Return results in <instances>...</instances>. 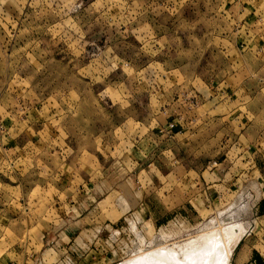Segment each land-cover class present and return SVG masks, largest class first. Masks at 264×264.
Segmentation results:
<instances>
[{
    "label": "rangeland",
    "instance_id": "1",
    "mask_svg": "<svg viewBox=\"0 0 264 264\" xmlns=\"http://www.w3.org/2000/svg\"><path fill=\"white\" fill-rule=\"evenodd\" d=\"M261 143L264 0H0V264H152L230 225L264 255Z\"/></svg>",
    "mask_w": 264,
    "mask_h": 264
},
{
    "label": "bare ground",
    "instance_id": "2",
    "mask_svg": "<svg viewBox=\"0 0 264 264\" xmlns=\"http://www.w3.org/2000/svg\"><path fill=\"white\" fill-rule=\"evenodd\" d=\"M245 232V228L239 225H230L221 231H200L196 238L182 246H175L164 252L153 251L146 255L145 261L152 264H182L178 259L183 258L186 260L184 264H230L233 250ZM124 264L138 262L132 260Z\"/></svg>",
    "mask_w": 264,
    "mask_h": 264
},
{
    "label": "crops",
    "instance_id": "3",
    "mask_svg": "<svg viewBox=\"0 0 264 264\" xmlns=\"http://www.w3.org/2000/svg\"><path fill=\"white\" fill-rule=\"evenodd\" d=\"M260 145L261 147L259 149L258 148L251 149L253 151L255 150L252 156H248L246 152H244L242 155L245 156L240 157V159L242 160L241 162L242 164H245L246 166L250 165V169L255 170L252 171V173L261 172L260 174L261 177L255 176L252 180L254 181L252 182V184H254L253 189L249 188L246 191L242 192L243 194L241 195L245 196V198L244 201H240L238 207L243 206V208H246V201H247L246 197L248 194L253 199L252 200L253 203L250 207L252 208L251 211L256 215H260L258 218L263 219L264 218V146H262L263 145L262 143ZM245 157L248 160H250L249 162H247L248 164L245 162ZM249 179H251V177ZM252 237L251 239L248 238L246 240L245 239L241 240V242L238 244L239 247H236L237 251L234 254L233 264H248L251 260L254 259L257 261L256 264H264V255L260 252L257 246L261 244L260 243L261 240L256 241V239Z\"/></svg>",
    "mask_w": 264,
    "mask_h": 264
},
{
    "label": "built area",
    "instance_id": "4",
    "mask_svg": "<svg viewBox=\"0 0 264 264\" xmlns=\"http://www.w3.org/2000/svg\"><path fill=\"white\" fill-rule=\"evenodd\" d=\"M170 127H172V126H170ZM215 166H217V163L216 162H213V167H215ZM169 223L171 225L173 224L172 225L173 228H177V227L183 228L188 223V220L179 217V218H173V220H171ZM252 224L255 225V223L253 222V220H251V225ZM256 263H257V261L254 259V260H251L248 264H256Z\"/></svg>",
    "mask_w": 264,
    "mask_h": 264
}]
</instances>
